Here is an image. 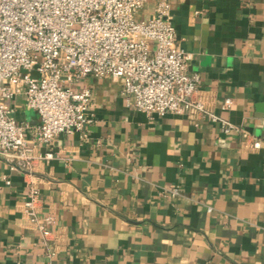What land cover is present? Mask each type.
Here are the masks:
<instances>
[{
    "label": "crops",
    "instance_id": "obj_1",
    "mask_svg": "<svg viewBox=\"0 0 264 264\" xmlns=\"http://www.w3.org/2000/svg\"><path fill=\"white\" fill-rule=\"evenodd\" d=\"M169 2L196 98L235 129L149 118L125 105L121 80L84 79L94 122L83 133L53 146L28 133V157L0 158V264H264V0ZM8 104L17 123L40 124L23 96ZM31 184L39 217L54 218L47 240L23 215Z\"/></svg>",
    "mask_w": 264,
    "mask_h": 264
},
{
    "label": "built area",
    "instance_id": "obj_2",
    "mask_svg": "<svg viewBox=\"0 0 264 264\" xmlns=\"http://www.w3.org/2000/svg\"><path fill=\"white\" fill-rule=\"evenodd\" d=\"M149 1L0 0V158L28 157V133L45 146L61 134L83 133L94 122L92 91L78 88L88 77L121 80L125 105L149 118L187 116L195 124L209 119L224 133L235 129L196 98L200 76L189 73L192 54L177 43L169 0H157L146 23L136 20ZM20 96L39 125L11 117L8 102ZM231 106L226 99L224 109ZM250 147L259 150L262 143L253 140ZM167 191L180 195L177 186ZM39 202L31 184L23 215L47 240L54 218L39 217Z\"/></svg>",
    "mask_w": 264,
    "mask_h": 264
},
{
    "label": "rangeland",
    "instance_id": "obj_3",
    "mask_svg": "<svg viewBox=\"0 0 264 264\" xmlns=\"http://www.w3.org/2000/svg\"><path fill=\"white\" fill-rule=\"evenodd\" d=\"M32 76H33V77H38L39 75H38L37 72H32Z\"/></svg>",
    "mask_w": 264,
    "mask_h": 264
}]
</instances>
